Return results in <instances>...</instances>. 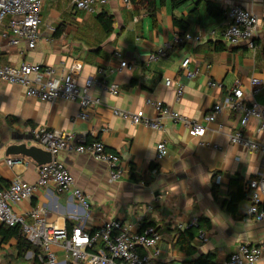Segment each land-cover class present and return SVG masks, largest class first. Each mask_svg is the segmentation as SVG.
Segmentation results:
<instances>
[{
	"label": "crops",
	"instance_id": "obj_1",
	"mask_svg": "<svg viewBox=\"0 0 264 264\" xmlns=\"http://www.w3.org/2000/svg\"><path fill=\"white\" fill-rule=\"evenodd\" d=\"M62 1H45L41 38L35 48L25 43L9 46L0 35V64L24 60L41 63L43 67H54L56 75L71 72L80 86L89 77L98 79L101 84L94 83L89 92L100 102L90 110L88 119H82L77 116V99L39 100L27 95L23 86L0 80V187L16 178L37 182L38 165L31 158L5 152L10 143L34 144L33 132L42 127L71 132L75 141L102 140L107 151L120 156L123 176L111 181L109 166L92 154L63 150L58 157L74 176L75 185L89 195V211L70 190L57 192L53 186L37 188L32 198L14 205L15 211L24 214L39 205L46 208L50 221L70 228L79 223L97 228L111 216L139 230L147 218L162 234L157 257L160 264H183L201 254H213L222 264L239 244L264 239V221L248 213L252 194L248 182L264 177V153L230 142L229 132L241 127L238 112L226 109L216 121L206 119L213 103L236 86L243 88L249 101L252 76L263 82L255 99L264 105V23L254 37V47L234 46L220 36L231 22L227 11L232 4H241L263 18L264 0H210L224 10L220 16L199 0L178 7H173L171 0H109L101 11L114 16L110 32L97 21L98 12L77 9L72 0H66L70 5L66 8ZM174 17L188 20L186 31L175 24ZM46 24H55L56 31L50 32ZM187 33L207 38L175 41ZM209 41H221L226 48L215 50ZM159 48H164L165 54L151 58ZM188 56L190 68L197 70L193 78L181 69V62ZM122 59L127 65L120 68ZM167 79L172 80L170 85ZM210 81L222 85L213 87ZM178 83L184 86L180 99L176 93ZM111 84L117 85V93L107 89ZM149 98L161 101L183 118L204 124L205 135L191 134L182 119L165 117L164 129L154 130L115 113L121 109L155 117L158 110L147 101ZM219 123L224 124L222 129ZM259 126L260 120L251 117L243 127L246 137L264 141ZM17 136L22 139H15ZM160 140L167 142L168 154L157 161L156 145ZM8 158H17L18 162L9 164ZM234 178H240L248 192L238 202L236 216L225 205ZM261 206L264 208V200ZM190 220L197 222V232L208 234L206 241L196 237V253L191 256L174 239L176 223ZM3 231L4 224L0 223V264H44L41 251L37 254L27 249L21 255L17 237H5Z\"/></svg>",
	"mask_w": 264,
	"mask_h": 264
},
{
	"label": "built area",
	"instance_id": "obj_2",
	"mask_svg": "<svg viewBox=\"0 0 264 264\" xmlns=\"http://www.w3.org/2000/svg\"><path fill=\"white\" fill-rule=\"evenodd\" d=\"M46 0H0V35L9 46H19L23 43L30 49L35 48L41 38L40 25L42 24V10ZM73 6L90 13L100 12L109 0H72ZM227 14L231 22L220 31V36L234 46L246 45L254 47V37L259 27L264 23V17L260 18L251 10L241 4H232ZM46 28L54 33L55 24H46ZM212 30L209 36H212ZM207 38L205 35L177 36L176 42L186 39ZM165 54L164 48H159L151 58H157ZM117 56H121L117 53ZM191 58L188 56L181 62L183 73L193 78L197 70L190 68ZM127 61L122 59L119 67L123 68ZM78 69V66L76 65ZM72 71V70H71ZM54 67H43L41 63L21 61L19 64H0V80L24 87L26 94L39 100L53 101L56 99H77L80 111L77 116L88 119L90 110L98 104V98H92L89 89L94 83L101 81L87 78L85 84L80 86L71 72L56 75ZM251 89L249 101L245 99V92L241 86L234 87L221 101L213 103L211 110L206 115L207 121H216L217 117L226 109L238 112L241 115L240 128L230 131L228 138L233 144H241L251 150L264 153V141L246 137L245 127L251 117L260 120L259 132H264V105L255 99L262 91V80L257 76L250 78ZM172 80L167 79V84ZM213 87H221V83L210 81ZM113 93L118 92L115 84L107 88ZM184 86L177 84V98L183 94ZM154 104L158 115L150 117L141 113L133 114L127 110L117 109L115 113L122 117H130L135 123H142L154 130H163V118L182 119L189 127V132L196 136H204L207 130L204 124L183 118L178 112L163 106L159 100L147 99ZM224 124L219 123L222 129ZM34 144L52 153L51 161L38 165L37 182L32 183L22 178L14 179L8 186L0 187V223L8 226L19 225L25 238L33 245L40 248L41 260L44 264H160L159 242L162 234L156 225H146L143 231L133 230L130 224L118 218L105 217L97 228H89L84 223L73 225H59L47 217L45 207L34 206L26 213H18L14 209L16 203L33 197L39 187L53 186L57 192L70 190L79 204L89 211L92 202L89 195L75 185V179L67 166L59 159L58 154L63 150H76L88 152L95 159L109 166V178L111 181L119 180L123 176L120 156L115 152L106 150L102 140L75 141L73 133L42 127L33 132ZM168 154V145L165 140H160L156 145V159H162ZM17 158H8L7 162H18ZM29 162L26 163V165ZM156 170V169H155ZM220 179V177H219ZM248 188L252 190L251 204L248 208L249 215L257 220L264 221V208L261 206L264 200V177L253 178L248 182ZM196 221H180L176 223L178 230L197 226ZM198 239L206 241L208 234L199 230ZM143 251V252H142ZM264 264V239L257 243H241L233 250L222 264Z\"/></svg>",
	"mask_w": 264,
	"mask_h": 264
},
{
	"label": "trees",
	"instance_id": "obj_3",
	"mask_svg": "<svg viewBox=\"0 0 264 264\" xmlns=\"http://www.w3.org/2000/svg\"><path fill=\"white\" fill-rule=\"evenodd\" d=\"M135 1V0H132ZM189 0H171V5L173 7H178L179 5L187 2ZM205 1L208 9L216 16H220L223 14L224 10L217 7L210 0H199V2ZM197 9V7H195ZM113 15L106 10H102L96 14V19L103 27L106 32H110L113 29ZM174 22L176 25L183 28V32L188 28L189 22L188 20L181 17H174ZM214 43L215 50H221L226 48L221 41L212 42L209 41L208 44ZM248 192L244 190L243 183L240 178H234L231 181L230 189H229V199L226 201L225 205L229 212L236 216L238 210V202L247 197ZM141 227L139 231H143L146 225H156L154 221L148 220L145 218L141 223ZM5 231L3 234L6 236H15L18 239V249L20 250V254L23 255V252L27 249L34 250L37 254L40 252V248L36 245L31 244L24 236L22 229L19 225L17 226H8L4 224ZM199 232V231H198ZM197 227H190L186 230H178L176 228V233L174 236L175 243L178 247L186 252L188 255H195L196 247H195V239L198 235ZM143 252V251H142ZM215 256L213 254H201L195 258H189L183 261V264H218L215 261Z\"/></svg>",
	"mask_w": 264,
	"mask_h": 264
},
{
	"label": "water",
	"instance_id": "obj_4",
	"mask_svg": "<svg viewBox=\"0 0 264 264\" xmlns=\"http://www.w3.org/2000/svg\"><path fill=\"white\" fill-rule=\"evenodd\" d=\"M20 139L21 136L14 137ZM22 139V138H21ZM6 155H22L31 158L37 165L47 163L52 159V153L36 144L28 145L26 141L10 143L6 147Z\"/></svg>",
	"mask_w": 264,
	"mask_h": 264
},
{
	"label": "rangeland",
	"instance_id": "obj_5",
	"mask_svg": "<svg viewBox=\"0 0 264 264\" xmlns=\"http://www.w3.org/2000/svg\"><path fill=\"white\" fill-rule=\"evenodd\" d=\"M61 5L63 6V7H70V5H68L67 3H66V0L65 1H62V3H61ZM35 264H39V262H36Z\"/></svg>",
	"mask_w": 264,
	"mask_h": 264
}]
</instances>
